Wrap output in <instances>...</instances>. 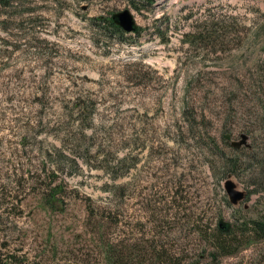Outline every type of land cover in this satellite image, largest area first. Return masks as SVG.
Here are the masks:
<instances>
[{
    "label": "rangeland",
    "instance_id": "rangeland-1",
    "mask_svg": "<svg viewBox=\"0 0 264 264\" xmlns=\"http://www.w3.org/2000/svg\"><path fill=\"white\" fill-rule=\"evenodd\" d=\"M261 219L264 0L0 6L1 258L264 264Z\"/></svg>",
    "mask_w": 264,
    "mask_h": 264
},
{
    "label": "trees",
    "instance_id": "trees-1",
    "mask_svg": "<svg viewBox=\"0 0 264 264\" xmlns=\"http://www.w3.org/2000/svg\"><path fill=\"white\" fill-rule=\"evenodd\" d=\"M17 2V0H0V6L2 8H11L15 3ZM154 0H149V3H153ZM103 22H106L108 24V26H110L115 32L117 33H120L122 34V31L121 29L116 26L111 20H102ZM207 24H209L210 28L213 26V25H210V24H214L216 23V20L214 21H211V20H208L206 21ZM223 23H225V21H220V25H223ZM186 35H189V34H186ZM15 183V182H14ZM17 183V182H16ZM58 185L56 186H53L51 187V182L50 184H48V186L46 187V189L50 192L54 191L57 193V189H58ZM49 199H56L55 198V193H52L49 195ZM253 224V226L255 227V232L256 231H264V220L261 219V221H252L251 222ZM221 227L218 229L221 233H227L229 232L230 228L228 229V225L224 226L225 224H220ZM115 246V245H114ZM112 246V245H107V248L105 249V259H110L109 256H110V253L112 252V255H114V259L115 258V252H118L117 250H115V247ZM120 254V253H119ZM119 254H118V257H119ZM111 260V259H110ZM108 262V264H119V262H116L114 263L113 260H111ZM0 264H25L24 262H22V260H20L19 258H17L16 256L12 255V254H9L8 256H5L4 258H1L0 257Z\"/></svg>",
    "mask_w": 264,
    "mask_h": 264
},
{
    "label": "water",
    "instance_id": "water-1",
    "mask_svg": "<svg viewBox=\"0 0 264 264\" xmlns=\"http://www.w3.org/2000/svg\"><path fill=\"white\" fill-rule=\"evenodd\" d=\"M111 21L124 32L130 33L136 30L134 18L130 11L127 9L113 14L111 16ZM241 137L243 139L245 138L244 135H242ZM224 138L229 140L230 137L228 135H225ZM231 146L233 148H238L239 144L231 143ZM225 189L228 196H230L232 203H235L236 201L241 200L243 198L242 193L233 191V184L230 183V181H227L225 183ZM224 226H226V224Z\"/></svg>",
    "mask_w": 264,
    "mask_h": 264
}]
</instances>
